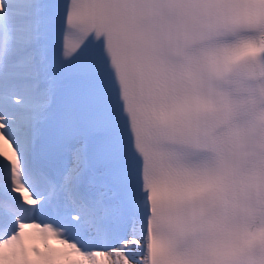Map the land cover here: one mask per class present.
Listing matches in <instances>:
<instances>
[{"label": "snow or ice", "instance_id": "6c2138e0", "mask_svg": "<svg viewBox=\"0 0 264 264\" xmlns=\"http://www.w3.org/2000/svg\"><path fill=\"white\" fill-rule=\"evenodd\" d=\"M0 264H264V0H0Z\"/></svg>", "mask_w": 264, "mask_h": 264}]
</instances>
